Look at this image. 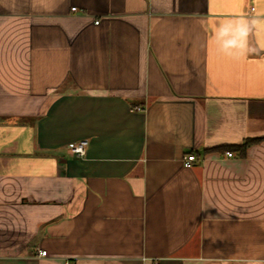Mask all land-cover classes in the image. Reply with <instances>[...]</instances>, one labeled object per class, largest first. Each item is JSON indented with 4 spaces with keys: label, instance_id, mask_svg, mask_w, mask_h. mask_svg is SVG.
Wrapping results in <instances>:
<instances>
[{
    "label": "crops",
    "instance_id": "1",
    "mask_svg": "<svg viewBox=\"0 0 264 264\" xmlns=\"http://www.w3.org/2000/svg\"><path fill=\"white\" fill-rule=\"evenodd\" d=\"M156 263L264 264V0H0V264Z\"/></svg>",
    "mask_w": 264,
    "mask_h": 264
},
{
    "label": "built area",
    "instance_id": "2",
    "mask_svg": "<svg viewBox=\"0 0 264 264\" xmlns=\"http://www.w3.org/2000/svg\"><path fill=\"white\" fill-rule=\"evenodd\" d=\"M73 12L77 11V8L74 7L72 8ZM97 24L99 22H96ZM139 109V108H138ZM87 148H88V143L86 141H78V142H73L71 144H69V149L71 151V153L77 157L80 158H84L87 155ZM227 157H234V153L233 152H227L226 153ZM197 160L195 155H188L185 159H184V164L186 166H190L192 163H194ZM40 256H47V251H40ZM159 264V263H156Z\"/></svg>",
    "mask_w": 264,
    "mask_h": 264
},
{
    "label": "trees",
    "instance_id": "3",
    "mask_svg": "<svg viewBox=\"0 0 264 264\" xmlns=\"http://www.w3.org/2000/svg\"><path fill=\"white\" fill-rule=\"evenodd\" d=\"M256 141H258V140H248L246 143H245V145H244V148H243V150L245 151V148L248 146V145H250L251 143H253V142H256ZM243 151V152H244Z\"/></svg>",
    "mask_w": 264,
    "mask_h": 264
}]
</instances>
